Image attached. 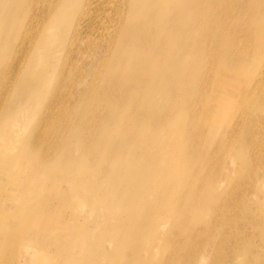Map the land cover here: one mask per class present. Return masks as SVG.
Returning a JSON list of instances; mask_svg holds the SVG:
<instances>
[{"label": "bare ground", "instance_id": "obj_1", "mask_svg": "<svg viewBox=\"0 0 264 264\" xmlns=\"http://www.w3.org/2000/svg\"><path fill=\"white\" fill-rule=\"evenodd\" d=\"M0 132V264H264V0H0Z\"/></svg>", "mask_w": 264, "mask_h": 264}, {"label": "rangeland", "instance_id": "obj_2", "mask_svg": "<svg viewBox=\"0 0 264 264\" xmlns=\"http://www.w3.org/2000/svg\"><path fill=\"white\" fill-rule=\"evenodd\" d=\"M242 1L243 0H238V3L242 2ZM106 6L109 7V8H116L117 7L115 4H113L111 2L110 3H106ZM129 7H133V5H131ZM214 20H215V16H213V15L212 16L211 15L204 16L205 23H213ZM59 23H62V22H59ZM46 41H48L49 43L51 42V38H50L49 34H48V37L46 38ZM29 48L30 47L27 48L26 52L28 51ZM57 57H58V55H57ZM55 62L56 61L50 62L51 67L53 66V64ZM57 65H58V63H57ZM38 68H40V65L39 64H35V69L38 70ZM206 68L210 72L214 73V71L212 70V65L208 64V65H206ZM50 72L51 71H49V73ZM70 75H71V73H69V76ZM195 96H197V91H195ZM23 125L21 127H23ZM28 130H29V126L27 125L25 127L24 133L27 134ZM5 137H6V133L0 132V145L2 144L3 138H5ZM257 141L259 142V140H257ZM261 143H262V148L264 150V138L262 139ZM182 149H183V143H182ZM13 151H16V148H13L11 150H4L5 153L13 152ZM261 152L264 153V151H261ZM259 161H261L260 157L256 158V159H253L252 163H256V162H259ZM2 171H3V173L0 172V176L3 179H7L9 181L10 178L8 176V171H11V169L10 168H4ZM251 173L253 174L254 172H251ZM85 175H87V176L89 175V168H88V170H86L85 166H84L82 168V172H81V175H79V177L83 176V179H84ZM263 175H264V172H263ZM3 179H1V180H3ZM222 179H223V177H220L217 181H220ZM79 181H80V185H81V180H79ZM82 183H83V181H82ZM95 184L97 185V182ZM3 185H4V187H1V183H0V206H2V208H4L3 204H5L6 207L10 206L9 205V199L7 197H5L1 193V191L5 190V187L7 186V185L5 186V184H3ZM61 185H63L65 187L64 181H61ZM83 187L85 188V183L83 184ZM68 190H70V189H68ZM14 199H15V201H13L14 204L17 203L19 205H26L25 201L21 200L18 195H17V198H14ZM95 202H96L97 208H98V204H99L98 197H96ZM75 205L77 206V204H75V198L72 199V202H71V199H70V201L68 203L66 202V204L61 205L59 214L64 219H68V221H69L68 226L73 225V233H76L77 235H79L80 233L78 231L82 230V228L84 226H86V225L92 226V224H90L88 222L95 220V218H98V215L96 213V210H94V209L91 210L88 207L82 209L80 206L78 208H75ZM97 211H99V209ZM90 212H92V214ZM93 228L95 229V226H93ZM97 231H98V229H96L94 231V233L97 232ZM80 241H81V237L80 236H76L77 244L80 243ZM196 264H203V263L201 261H199V262L197 261Z\"/></svg>", "mask_w": 264, "mask_h": 264}]
</instances>
